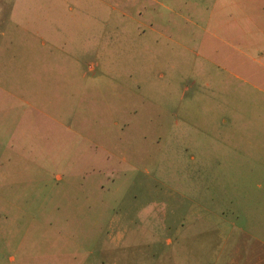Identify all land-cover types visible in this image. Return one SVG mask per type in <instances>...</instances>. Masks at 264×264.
Listing matches in <instances>:
<instances>
[{"label":"rangeland","instance_id":"rangeland-1","mask_svg":"<svg viewBox=\"0 0 264 264\" xmlns=\"http://www.w3.org/2000/svg\"><path fill=\"white\" fill-rule=\"evenodd\" d=\"M253 1L32 0L35 18L16 15L64 54L53 48L46 75L0 76L16 99L0 106L11 263L25 249L54 264H264V94L225 62L239 57L240 6L247 43L261 21ZM16 3L0 0L1 16Z\"/></svg>","mask_w":264,"mask_h":264},{"label":"crops","instance_id":"crops-1","mask_svg":"<svg viewBox=\"0 0 264 264\" xmlns=\"http://www.w3.org/2000/svg\"><path fill=\"white\" fill-rule=\"evenodd\" d=\"M28 1V2H27ZM242 1H252V0H240ZM18 2V0H17ZM30 2V3H29ZM32 0H21V5L15 4L14 9L11 11L9 16H5L4 14L0 13V19L4 20L6 26L0 29V38L1 40L5 39V44L0 43V67L1 65H6L5 67H11V65H21L24 67V71H14L5 68V72L0 69V76H4L7 79L17 80L19 78L18 75L24 74L25 77H31L32 75L36 74V76L46 75L47 71L44 69L45 61H50L51 57L55 58L54 61L57 60V55H52L51 51L53 48L61 51L62 49L57 47V45L50 43V41L45 42L39 37V29L38 23L29 24L31 20H18L16 19V15H33L32 19L35 18V13H25L31 8ZM253 2L258 3L256 6L257 9H261L260 11H248L254 13V18L257 20L260 19L258 25L253 28L254 34L249 35L248 38L250 43H247V36L249 34L246 31V26L250 24L252 16L246 14L245 18L243 15V9L241 6L238 10L239 12V22H238V60L229 61L225 60L227 64V70L229 74L234 75L239 79H243V81L247 82L249 80H253L255 84L253 87L255 90L259 91L260 93L264 94V0H254ZM17 7V9H16ZM252 8L248 6V9ZM255 8V7H254ZM255 8V9H256ZM19 10V11H18ZM12 15H14L12 17ZM15 18V19H14ZM12 22L14 28L6 30L7 25ZM246 22V23H245ZM249 24H248V23ZM35 24V25H34ZM11 26V25H10ZM36 26V28H34ZM250 27V26H249ZM262 27V28H261ZM47 27H44V30L47 31ZM252 30V31H253ZM45 31V32H46ZM251 32V30H249ZM8 35H11L8 37ZM7 39V40H6ZM39 39H41L39 42ZM38 40V41H37ZM246 42V45H245ZM46 46H48V52L46 50ZM42 48L45 50L42 52ZM245 48V49H244ZM64 54V51H61ZM244 52V53H242ZM246 52V53H245ZM56 56V57H55ZM245 56V57H243ZM243 57V58H242ZM226 58V57H225ZM224 58V59H225ZM37 65V66H36ZM36 66V68H34ZM39 66V67H38ZM31 67V68H30ZM3 72V73H2ZM22 72V73H21ZM244 76V77H243ZM6 79V80H7ZM25 81V80H24ZM10 93L7 90L0 89V106L2 105L1 100L7 99L11 100V102H15L16 99H9L6 97ZM5 96V97H2ZM262 98V96H261ZM20 99V98H19ZM26 103V101H24ZM259 101V95L256 97V103L254 107V130H255V145L258 147H262L264 145V104L261 105ZM1 114V111H0ZM228 134L224 132L223 137V153L225 151V147H227ZM256 159L261 160V168H263V154L262 151L260 152L259 156V148L256 151ZM225 171V168H224ZM1 246V245H0ZM20 254L18 260L14 262V256L5 255L4 251H2L0 247V264H54L52 261L53 257L55 256L54 253H48L46 251L39 252L34 250H25V249H17ZM51 257V259H48Z\"/></svg>","mask_w":264,"mask_h":264}]
</instances>
